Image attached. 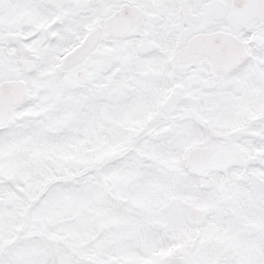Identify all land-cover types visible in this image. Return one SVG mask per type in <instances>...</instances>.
Masks as SVG:
<instances>
[{
	"label": "snow or ice",
	"instance_id": "snow-or-ice-1",
	"mask_svg": "<svg viewBox=\"0 0 264 264\" xmlns=\"http://www.w3.org/2000/svg\"><path fill=\"white\" fill-rule=\"evenodd\" d=\"M0 264H264V0H0Z\"/></svg>",
	"mask_w": 264,
	"mask_h": 264
}]
</instances>
